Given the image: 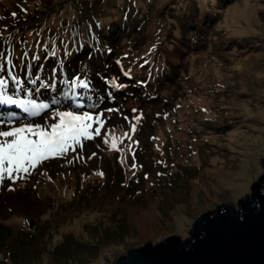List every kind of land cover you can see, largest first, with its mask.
Here are the masks:
<instances>
[{"label":"rangeland","instance_id":"rangeland-1","mask_svg":"<svg viewBox=\"0 0 264 264\" xmlns=\"http://www.w3.org/2000/svg\"><path fill=\"white\" fill-rule=\"evenodd\" d=\"M4 1L0 78L5 93L47 102L50 116L57 109L79 110L72 102L78 91L83 109L102 113L104 125L101 135L85 137L65 155L0 183V221L11 228L0 261L10 251L19 264L35 254L44 258L35 264H51L46 258L55 247L53 264H111L146 242L169 235L188 239L197 214L249 194L263 171L264 0H167L161 13L177 9L182 16L146 57H155L163 46L156 59L165 61L166 86L155 98L128 86L130 70L118 63L125 55L130 62L137 59L130 47L124 55L121 44H144L147 14L134 18L136 8L128 0L125 5L117 0ZM176 2L180 6L169 9ZM99 16L112 19L105 30ZM24 35L32 40L31 47L21 44L30 66L18 70L13 56ZM69 43L76 47L71 55ZM56 50L59 64L51 59L44 77L41 67ZM34 56L39 59L35 67ZM78 76L88 77V87ZM12 112L14 120L27 123H41L44 116L0 103V119ZM175 118L181 123L173 127ZM210 181L221 188L219 200L209 190ZM147 209L156 212L157 222L147 223L152 233L144 239L138 215Z\"/></svg>","mask_w":264,"mask_h":264},{"label":"water","instance_id":"water-1","mask_svg":"<svg viewBox=\"0 0 264 264\" xmlns=\"http://www.w3.org/2000/svg\"><path fill=\"white\" fill-rule=\"evenodd\" d=\"M262 164L249 194L197 214L188 239L169 235L146 242L111 264H264V157Z\"/></svg>","mask_w":264,"mask_h":264},{"label":"snow or ice","instance_id":"snow-or-ice-1","mask_svg":"<svg viewBox=\"0 0 264 264\" xmlns=\"http://www.w3.org/2000/svg\"><path fill=\"white\" fill-rule=\"evenodd\" d=\"M77 81L88 87L86 80L79 81L77 78ZM4 84L5 80L0 78V103L19 105L30 116H40L41 113H44V116L41 123L14 120L17 116L15 112L9 113L7 119H0V126L7 125L0 127V183H3L6 177L15 181L20 173L29 172L49 158L65 155L83 138L102 134V113L98 110L95 113L84 110L85 101L80 98V92H74L72 96V102L79 110L57 109L51 111L49 116L45 112L50 110L47 102L30 98L15 99L5 93ZM47 120L52 122L47 123ZM132 128L135 129L134 124ZM107 142L105 136V143ZM111 146L117 147L115 139L112 140Z\"/></svg>","mask_w":264,"mask_h":264},{"label":"trees","instance_id":"trees-1","mask_svg":"<svg viewBox=\"0 0 264 264\" xmlns=\"http://www.w3.org/2000/svg\"><path fill=\"white\" fill-rule=\"evenodd\" d=\"M127 0H117L116 2L118 3V5H125V2ZM129 3L134 4V7L136 8V14L133 16H135L134 18H138V19H142L144 18V15L147 14V18H145L144 20V28L142 30V36L143 40H144V44L140 45L138 48H134L133 44H130L132 46H128L125 44H121V49L126 48V51L124 52L125 54H128L129 52V47L131 48V51L136 52V58L134 59V62H130L129 60H127L126 55L123 56V58H119L118 63L119 65L122 67V69L124 68L125 70H130V84H128V86H133L134 88H138V91L141 92L143 95H148V97L151 98H155L156 96H159L160 92L162 90H164L166 83L164 82L166 76V70L164 69V64L165 61L163 59L161 60H157L156 58H158L157 56L161 55L160 53L162 52V50L160 51V47L163 46H159L156 53V56L153 58H149L148 60L146 59V57L149 55V50L153 49V47L156 44L160 43V40L165 39L166 35V29L170 26V23H175V26H177V24L179 23V19L177 18L178 16H182V14H180L179 10H175L172 11L170 13H166L160 10V8L162 7V5L167 1V0H152V2L150 1L148 4L144 1V0H138L137 2L135 1H131L128 0ZM184 1L183 3L187 4V0H182ZM180 5L176 2L174 4H172L170 6L169 9H175L178 8ZM160 10V13H159ZM205 11L207 12V10H204L202 14L205 13ZM169 14V15H168ZM244 14V13H243ZM59 15V14H58ZM122 15V14H121ZM119 20L120 21H124L126 20L125 18L127 17H122ZM96 19H101V21H98V24L104 28L109 24V22L112 21L109 20L110 18H104L102 19L100 16L96 17ZM131 19V18H130ZM54 23L59 24L58 20H54ZM27 29L32 28V27H27ZM24 32V31H23ZM105 31L103 35H106ZM174 33L176 35L180 34V30L178 28H176L174 30ZM25 34L27 36H30V33H26ZM168 38V37H167ZM126 39V37H125ZM32 40H30V38H26L25 35L23 37V41L21 43V41H17V45H16V54H14L13 59L14 62L17 65V69H26L27 66H30V63L27 62L26 59H23L22 54H21V44L24 46L27 45L29 46V44L31 43ZM64 39L62 41H59V43H61V46H63L64 43ZM105 41V40H104ZM42 42V41H41ZM50 42H54L56 43V41L53 39ZM104 43V42H103ZM45 44L44 41L41 43V45ZM51 44V43H50ZM166 44H168V42H165L163 45L165 46ZM31 47V46H29ZM59 46L55 45V48L58 49ZM97 48V46H95ZM100 49H106L103 48V45L100 44L98 46ZM42 48L41 46H38V49ZM50 49V48H47ZM128 49V50H127ZM47 51V50H45ZM68 53L71 55L73 53H75L76 51V47L74 45H72V43H69V47L67 49ZM103 51V50H102ZM105 52V51H104ZM50 55V53H48ZM59 51L56 50L54 55H52V58L48 59L45 64L41 67L42 68V72H43V76L46 77L48 75L47 71H46V66L50 64L51 59L53 60L54 63L59 64ZM144 59V60H143ZM146 59V60H145ZM123 60L125 62V65L121 64L120 61ZM33 63H34V67L35 65H37V63L39 62V59L37 58V56L33 57ZM142 61V62H141ZM14 63V65H15ZM53 63V65L55 66V64ZM15 65V66H16ZM55 68H58L55 66ZM101 72V71H100ZM18 77H20L21 72H18ZM79 80L81 81H87L88 77L87 76H78ZM56 80L58 81V77L56 78ZM52 97V96H51ZM173 127H175L178 123H181L180 119L175 118L172 122ZM179 127V126H177ZM177 129V128H175ZM11 228L9 225L4 224L3 222L0 221V252H2V250L6 249L5 246V237L8 233H10ZM98 230L95 229V235L97 234ZM7 254H5L4 258L0 261V264H19L17 261V256L12 254L10 251H6ZM56 250L55 247L52 248V250H49L48 252V258H46V260L49 261V263L53 264V258L56 255ZM39 256V257H38ZM38 257V259H36ZM39 259H44L43 258V254H35L34 256L31 255L27 258H24L23 264H35L37 260ZM41 261V260H40Z\"/></svg>","mask_w":264,"mask_h":264},{"label":"bare ground","instance_id":"bare-ground-1","mask_svg":"<svg viewBox=\"0 0 264 264\" xmlns=\"http://www.w3.org/2000/svg\"><path fill=\"white\" fill-rule=\"evenodd\" d=\"M0 1H2V0H0ZM0 11H1V9H0ZM238 64H239L238 67H240L241 62H239ZM208 186H209V190L212 192L213 198L215 200H219L220 198L218 196L220 195L219 193H221V188L218 187L217 184H214L212 181L208 182ZM152 210L153 209L144 210V211L140 212L138 215V216H142V219H141L142 221H140L138 223V225H139V229L141 231L142 237L144 239L151 237V233H152V231L148 227L147 223L155 222V221L157 222V214L155 211H152Z\"/></svg>","mask_w":264,"mask_h":264},{"label":"crops","instance_id":"crops-1","mask_svg":"<svg viewBox=\"0 0 264 264\" xmlns=\"http://www.w3.org/2000/svg\"><path fill=\"white\" fill-rule=\"evenodd\" d=\"M210 169V168H209Z\"/></svg>","mask_w":264,"mask_h":264}]
</instances>
